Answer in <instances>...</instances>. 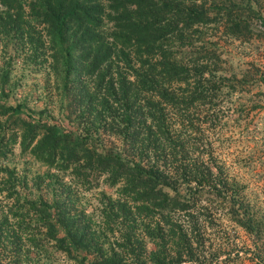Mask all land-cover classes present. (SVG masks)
<instances>
[{"label":"rangeland","instance_id":"1","mask_svg":"<svg viewBox=\"0 0 264 264\" xmlns=\"http://www.w3.org/2000/svg\"><path fill=\"white\" fill-rule=\"evenodd\" d=\"M191 1L208 9L195 36L214 49L220 59L218 72L240 76L248 63L264 65V36L247 9L249 4L264 14V0ZM6 2L0 5V264H92L100 246L124 264H143L142 258L151 264V252L160 241L153 216L143 225L141 215L147 212L136 205L142 201L130 199L135 193L123 192V180L112 183L107 172H93L62 158L65 148L53 151L52 133L55 129L69 140L86 141L101 153H120L119 126L123 123L136 133L134 110L140 105L150 110L147 103H154L130 97L125 109V100L117 94L112 111H104L103 102L98 105L94 99L104 90L100 76L89 77L85 68L75 75L64 67L45 3ZM100 2L106 7L105 0ZM233 18L242 20L240 35L227 29ZM233 93L208 110L194 109L187 120L175 115V127L185 145L194 148V159L208 161L212 156L215 160L208 164L213 169L221 165L235 182L238 197L244 198L243 207L255 211L259 223L249 228L234 222L229 201L208 214L201 211L184 230L191 256L183 255L185 260L175 264H264V86H250L241 98ZM237 102L244 106L242 112L234 110ZM125 115L131 120L121 121ZM204 197L200 203L207 204ZM57 218L69 222L75 238L92 234L94 239L87 237L89 245H73ZM22 223L25 227L19 229ZM16 235L20 240L15 241ZM127 236L140 242V255L138 248L125 250ZM182 242L179 247L162 242L161 248L175 255Z\"/></svg>","mask_w":264,"mask_h":264},{"label":"trees","instance_id":"2","mask_svg":"<svg viewBox=\"0 0 264 264\" xmlns=\"http://www.w3.org/2000/svg\"><path fill=\"white\" fill-rule=\"evenodd\" d=\"M42 1L49 9L52 36L61 45L64 67L75 75L85 68L89 77L100 76L104 90L98 98L94 94L96 104L102 101L104 111H112L117 94L125 100V109L130 107L126 104L130 97L154 103H147L150 110H143V105L134 110L139 123L136 133L123 123L119 126L120 153H101L86 141L69 140L68 134L55 129L52 133L53 151L57 146L65 148L62 158L93 172H107L112 183L123 180L126 183L121 188L123 192L135 193L129 195L130 199L142 201L136 205L147 212L141 215L143 225H148L146 221L153 216L160 241L159 247L151 252V264H175L185 260L183 255L191 256L192 247H185L187 240L183 241L184 230L201 211L208 214L218 206L224 207L221 204L224 201L230 202L229 213L234 222L256 228L257 215L243 207L244 198L238 197L233 187L235 182L228 178L221 165L215 164L213 169L208 164L215 160L211 155L208 161L200 156L193 158L194 148L191 144L185 145L186 139L175 127L174 116L181 115L187 120L195 113L194 109L205 111L233 92L241 98L250 86H264V65L248 63L240 76L218 72L220 59L214 49L208 41L195 36L206 22L208 9L191 0L186 4L183 0H105L106 7L100 0ZM0 5L5 7L6 0H0ZM247 7L251 14L246 16L257 22L261 28L259 33L264 36V14L249 4ZM242 25L241 19L233 18L227 29L240 35ZM68 36L69 42L62 44ZM240 105L237 102L234 106L237 113L243 110L244 106ZM120 119L131 120L126 115ZM63 139L64 142H59ZM202 195L207 204L200 203ZM122 217L128 219V216ZM57 220L67 228L66 235L73 245L78 242L89 245L94 239L92 234L85 236L91 239L89 242L82 234L75 238L69 222L67 225L62 219ZM24 227V223L18 224L19 229ZM6 230L7 227L2 232ZM18 240L20 236L16 235L15 241ZM162 242L177 247L182 242V250L169 254L161 248ZM124 243L128 244L127 252L138 248L136 254L140 255L142 246L137 238L129 240L127 236ZM101 247L96 249L92 264H124L106 255ZM141 262L146 263L144 258Z\"/></svg>","mask_w":264,"mask_h":264}]
</instances>
